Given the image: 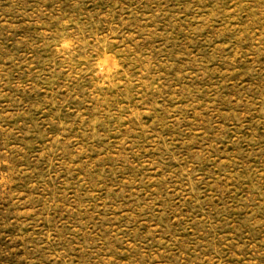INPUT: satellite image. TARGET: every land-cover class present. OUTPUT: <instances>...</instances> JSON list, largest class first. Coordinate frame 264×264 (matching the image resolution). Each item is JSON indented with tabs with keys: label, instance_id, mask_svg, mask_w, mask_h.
Listing matches in <instances>:
<instances>
[{
	"label": "rangeland",
	"instance_id": "374dc122",
	"mask_svg": "<svg viewBox=\"0 0 264 264\" xmlns=\"http://www.w3.org/2000/svg\"><path fill=\"white\" fill-rule=\"evenodd\" d=\"M0 264H264V0H0Z\"/></svg>",
	"mask_w": 264,
	"mask_h": 264
}]
</instances>
